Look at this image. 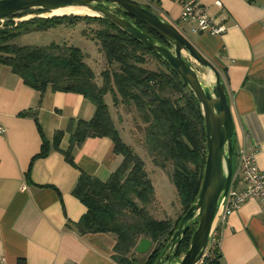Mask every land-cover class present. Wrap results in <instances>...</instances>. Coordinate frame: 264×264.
Wrapping results in <instances>:
<instances>
[{
    "label": "crops",
    "instance_id": "1",
    "mask_svg": "<svg viewBox=\"0 0 264 264\" xmlns=\"http://www.w3.org/2000/svg\"><path fill=\"white\" fill-rule=\"evenodd\" d=\"M138 1L175 24L220 71L235 141L255 147L256 164L264 171V0H196L224 26L220 35L192 32L193 23L180 19V0ZM57 27L62 36L70 29L67 24ZM44 32L30 33L41 37ZM38 100L37 90L0 64V256L6 264H121L114 235L76 230L74 223L86 206L72 190L81 173L107 179L122 156L110 138L89 136L74 147L71 164L62 152L69 145V122L89 120L94 105L81 94L48 85L36 123L32 115L21 113L34 109ZM112 108L109 104L114 119ZM57 130H64L59 149L51 147L46 156L35 157L41 133L51 144ZM236 183L243 187L240 177ZM263 215L259 203L250 199L225 220H215L221 234L220 264H264Z\"/></svg>",
    "mask_w": 264,
    "mask_h": 264
},
{
    "label": "trees",
    "instance_id": "2",
    "mask_svg": "<svg viewBox=\"0 0 264 264\" xmlns=\"http://www.w3.org/2000/svg\"><path fill=\"white\" fill-rule=\"evenodd\" d=\"M37 14L18 22L12 18ZM38 10L15 13L0 27V64L7 65L23 83L39 92L34 109L22 112L37 123V109L48 85L54 91L75 92L95 107L89 120L70 121L69 145L62 151L73 163L72 151L89 136L108 137L122 162L107 179L81 173L72 193L86 206L85 213L74 223L81 233L104 232L115 237L114 250L121 264H140L133 257L142 238L153 247L141 264H151L163 251L177 224L196 199L205 163V131L201 107L190 88L177 72L136 38L112 21L90 15L39 16ZM158 42L169 44L146 25L134 21ZM83 23L81 36L95 41L106 67L98 83L93 69L85 61V51L66 42L44 45L23 44L19 39L30 32L45 31L61 24L75 27ZM155 59L157 68L147 66ZM223 78V77H222ZM113 105L133 107L143 127V145L153 166L166 169L175 187L182 211L175 218H157L150 211L155 191L145 160L127 144L118 121L112 119ZM64 130L55 131L52 143L41 133L42 144L35 157H44L51 147L59 149ZM196 223H191L179 242L175 257L189 246ZM219 247L205 249L198 264H220Z\"/></svg>",
    "mask_w": 264,
    "mask_h": 264
},
{
    "label": "water",
    "instance_id": "3",
    "mask_svg": "<svg viewBox=\"0 0 264 264\" xmlns=\"http://www.w3.org/2000/svg\"><path fill=\"white\" fill-rule=\"evenodd\" d=\"M70 7H83L95 13L83 15L100 16L112 21L161 57L190 88L201 107L205 131V163L200 189L196 199L180 218L162 253L151 263L198 264L207 246L218 208L227 196L234 175L235 127L222 75L175 24L138 0H0V23L15 13L29 9L50 13ZM134 21L146 25L169 46L158 42ZM183 52L204 69L202 76L184 57ZM191 223L196 225L188 249L176 258L177 246ZM152 244L150 239L142 238L136 244L135 251L146 253Z\"/></svg>",
    "mask_w": 264,
    "mask_h": 264
},
{
    "label": "rangeland",
    "instance_id": "4",
    "mask_svg": "<svg viewBox=\"0 0 264 264\" xmlns=\"http://www.w3.org/2000/svg\"><path fill=\"white\" fill-rule=\"evenodd\" d=\"M42 13L41 15H43ZM31 15H25L21 17H15L16 20L20 21L22 19L28 18ZM44 16V15H43ZM3 23H0V27ZM91 26H85L83 23L77 24L75 27H70L68 32L62 35V31H59L58 27L49 28L47 32H44L41 37H37L36 35H32L31 33H27L22 36L18 42L23 44H34V45H44L49 44L52 40L57 43L66 42L67 44H72L77 46L85 51V61L88 65L93 69L94 73L97 76L98 83L101 82L100 72L106 67V63L103 59L102 53L98 44L93 41L82 37L81 30L86 28L90 29ZM40 33V32H39ZM37 34V33H33ZM38 35V34H37ZM66 35V36H65ZM184 57L193 65V67L198 71V73L202 76L204 74V69L194 61L188 54L183 52ZM147 66L149 68H157L159 64L153 58L148 60ZM110 106H113V117L118 121V127L121 131L122 137L125 142L133 148L135 152H137L144 160L146 164V169L148 174L150 175V179L154 186L155 191V202L150 206V212L157 218H167L170 217L175 219L182 211L181 205L179 203V199L175 190L174 185L172 184L168 173L170 167L166 169H161L155 167L151 163V159L148 156L145 147L143 145V127L144 124L141 122L135 108L126 107L125 105H113L111 101H109ZM234 146L236 144L235 138L233 139ZM234 163V171L236 170V161L235 158L233 160ZM153 247V244H152ZM152 247L146 253H137L134 251L133 257H136L140 264L143 263L147 257V255L152 250Z\"/></svg>",
    "mask_w": 264,
    "mask_h": 264
},
{
    "label": "built area",
    "instance_id": "5",
    "mask_svg": "<svg viewBox=\"0 0 264 264\" xmlns=\"http://www.w3.org/2000/svg\"><path fill=\"white\" fill-rule=\"evenodd\" d=\"M180 2L182 7L180 19L183 22L193 23L192 32H208L211 35H220L224 32V26L216 24L212 16L207 13L206 8L201 5V3L196 0H180ZM218 5H220L219 2ZM0 132H3L1 127ZM255 153L256 149L254 146L246 145L244 140L236 141L234 146V156L237 162L235 166L236 170L234 171L227 196L218 208L215 220L218 217L220 221L225 220V217L230 212L236 210L242 203L250 199L256 200L264 211V171L260 170L257 166ZM238 177H240L243 183L242 188L236 183ZM215 220L205 249L219 247L221 234L215 224ZM0 264H6L5 259L1 256Z\"/></svg>",
    "mask_w": 264,
    "mask_h": 264
},
{
    "label": "bare ground",
    "instance_id": "6",
    "mask_svg": "<svg viewBox=\"0 0 264 264\" xmlns=\"http://www.w3.org/2000/svg\"><path fill=\"white\" fill-rule=\"evenodd\" d=\"M90 14L93 15L95 13H92L91 11H88L87 9L83 8V7H77V8H66V9H59V10H54L50 13H44V16H53V15H61V14Z\"/></svg>",
    "mask_w": 264,
    "mask_h": 264
}]
</instances>
